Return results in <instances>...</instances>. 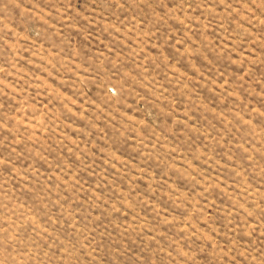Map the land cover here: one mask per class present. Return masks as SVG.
Wrapping results in <instances>:
<instances>
[{
  "label": "rangeland",
  "instance_id": "374dc122",
  "mask_svg": "<svg viewBox=\"0 0 264 264\" xmlns=\"http://www.w3.org/2000/svg\"><path fill=\"white\" fill-rule=\"evenodd\" d=\"M0 264H264V0H0Z\"/></svg>",
  "mask_w": 264,
  "mask_h": 264
}]
</instances>
